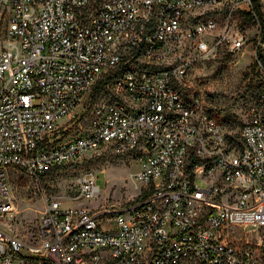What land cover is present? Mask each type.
<instances>
[{"label":"built area","instance_id":"2783aa9c","mask_svg":"<svg viewBox=\"0 0 264 264\" xmlns=\"http://www.w3.org/2000/svg\"><path fill=\"white\" fill-rule=\"evenodd\" d=\"M247 14L261 77L250 118L230 131L190 92V76L220 50L242 51L236 28ZM3 21L0 264H264L255 0H0ZM106 76V94L86 110ZM60 128L75 130L63 139ZM106 147L141 164L132 177L139 199L91 208L47 199L33 241L11 232V170L40 178ZM101 196L97 173L81 174L72 200Z\"/></svg>","mask_w":264,"mask_h":264},{"label":"rangeland","instance_id":"374dc122","mask_svg":"<svg viewBox=\"0 0 264 264\" xmlns=\"http://www.w3.org/2000/svg\"><path fill=\"white\" fill-rule=\"evenodd\" d=\"M264 16V2L261 3ZM7 24L0 23V50L8 46ZM236 30L246 36L242 51L231 54L226 49L215 56L200 60L190 76V92L204 102V107L219 121L235 131L250 118L257 95L261 75L257 72L254 51L258 36L256 24L242 16ZM92 91L85 96L87 110L98 100ZM67 120L63 119L62 124ZM141 164L132 156L120 155L113 148L99 149L82 165L55 168L40 178L29 176L20 170H11L9 185L14 202V211L8 218L11 232L27 241H33L46 207L47 199H59L64 207L125 206L141 197L133 182V175ZM97 173L102 196L96 202L72 200L78 189L81 174Z\"/></svg>","mask_w":264,"mask_h":264},{"label":"trees","instance_id":"16d2710c","mask_svg":"<svg viewBox=\"0 0 264 264\" xmlns=\"http://www.w3.org/2000/svg\"><path fill=\"white\" fill-rule=\"evenodd\" d=\"M255 12H256V15H257V18L259 19L260 23H261V26H262V40L264 41V16H263V13H262V10H261V7L259 5V1L258 0H255ZM247 17L251 18V16L249 14L246 15ZM112 77L110 76H106L104 78H101L99 79L95 84L94 86L92 87L91 91L93 93L94 96H98V98H101L103 97L106 92H107V85L110 81ZM90 107H88L89 109ZM83 117V116H82ZM84 118V117H83ZM82 118V120H83ZM81 120V121H82ZM76 128V127H75ZM75 128L71 129V130H64L63 128H60V131H59V135L61 138L65 139L67 138L68 139V134L75 130ZM112 148V147H110ZM88 160V159H87ZM86 160V161H87ZM69 167V166H67ZM70 167H76V166H70Z\"/></svg>","mask_w":264,"mask_h":264}]
</instances>
